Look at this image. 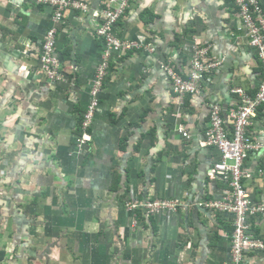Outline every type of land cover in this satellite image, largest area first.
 Returning a JSON list of instances; mask_svg holds the SVG:
<instances>
[{
  "label": "crops",
  "instance_id": "0c3cea01",
  "mask_svg": "<svg viewBox=\"0 0 264 264\" xmlns=\"http://www.w3.org/2000/svg\"><path fill=\"white\" fill-rule=\"evenodd\" d=\"M82 1L89 10H67L56 37L68 82L49 85L39 54L52 6L0 0V264H226L233 216L203 206L226 188L213 166L219 152L204 142L208 106L228 109L237 103L231 88L254 94L262 78L234 0H133L115 33L145 35L155 49L114 56L80 151L77 123L103 51L94 29L105 5ZM196 42L221 64L203 93L183 103L163 64L171 59L187 72ZM251 134L264 146V108ZM244 169L252 200H264V148L249 154ZM155 197L185 205L152 217L136 208L132 225L126 201ZM250 224L264 239V218ZM245 264H264V249L249 252Z\"/></svg>",
  "mask_w": 264,
  "mask_h": 264
},
{
  "label": "built area",
  "instance_id": "2783aa9c",
  "mask_svg": "<svg viewBox=\"0 0 264 264\" xmlns=\"http://www.w3.org/2000/svg\"><path fill=\"white\" fill-rule=\"evenodd\" d=\"M133 0H105V6L97 11L98 23L95 33L102 38L103 51L96 63L95 72L90 86V101L83 112L82 128L91 127L99 104V94L103 89L105 78L109 72L114 56H121L131 49H143L152 52L155 45L146 42L145 35L136 38H122L116 32L119 19L131 7ZM49 4L53 8L51 25L40 41L39 61L49 85L68 82L62 71V60L56 46L59 24L63 21L66 11L80 8L89 10V4L82 0H36ZM238 8L241 29L250 47L256 53L262 78L254 94L241 87H233L231 91L237 95V103L225 109L219 102L209 103V123L204 133L207 146L215 147L219 158L214 169L226 184L222 197L209 199L203 205L210 210L232 214L233 231L231 234L230 260L226 264H245L247 254L264 249V239L255 236L251 230L250 217L264 218V200L253 201L246 189L244 176L245 160L252 152L264 148L251 134V126L259 110L264 108V0H234ZM187 72L179 71L170 59L163 64L173 92L180 97L191 92L203 93V84L208 75L217 69L221 61L211 56L210 46L194 43ZM179 131L186 137L189 133L180 126ZM84 133L77 137L79 150H85L87 139ZM259 172H264L259 169ZM185 205L180 198L155 197L144 200L133 198L126 201L127 210L134 214L136 208L144 212V216H165L176 213ZM201 205V204H200ZM133 215V224L137 219Z\"/></svg>",
  "mask_w": 264,
  "mask_h": 264
},
{
  "label": "trees",
  "instance_id": "16d2710c",
  "mask_svg": "<svg viewBox=\"0 0 264 264\" xmlns=\"http://www.w3.org/2000/svg\"><path fill=\"white\" fill-rule=\"evenodd\" d=\"M106 5V4H105ZM104 5V6H105ZM128 10V9H127ZM126 10V11H127ZM188 94H192L191 92H188V93H186L184 96H183V98L182 99H180V97L177 95V97L180 99V101L181 102H183L184 103V99H185V96L186 95H188ZM82 121H83V115L82 116H80L79 118H78V123H77V129H76V135L78 134L79 136H81V135H83L84 133H86V134H89L90 135V133H91V127H88V128H86V129H83L82 128ZM128 136L129 135H125L122 139H121V145H123L122 147H124V142H126V140H128ZM89 141V138L87 139V142ZM89 143V142H88ZM221 177V176H220ZM122 178V176H121V174L119 173V171L118 170H114V172H113V183H112V185H111V188L113 189V190H118L119 189V187H120V183H121V181H120V179ZM207 200H205L204 202H206ZM204 206V205H203ZM140 209V208H139ZM140 213V212H139ZM223 213H227V212H223ZM150 217H152V216H150ZM233 226V225H232ZM232 231H233V227L229 230V232H230V234H232ZM4 255H5V250H1L0 251V259H2L3 257H4Z\"/></svg>",
  "mask_w": 264,
  "mask_h": 264
},
{
  "label": "rangeland",
  "instance_id": "374dc122",
  "mask_svg": "<svg viewBox=\"0 0 264 264\" xmlns=\"http://www.w3.org/2000/svg\"><path fill=\"white\" fill-rule=\"evenodd\" d=\"M40 62V61H39ZM88 136H89V134H88Z\"/></svg>",
  "mask_w": 264,
  "mask_h": 264
}]
</instances>
